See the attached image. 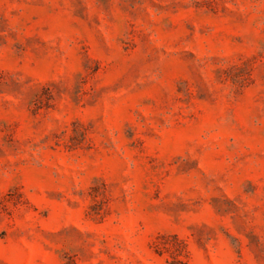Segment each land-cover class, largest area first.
<instances>
[{
    "label": "rangeland",
    "instance_id": "obj_1",
    "mask_svg": "<svg viewBox=\"0 0 264 264\" xmlns=\"http://www.w3.org/2000/svg\"><path fill=\"white\" fill-rule=\"evenodd\" d=\"M0 264H264V0H0Z\"/></svg>",
    "mask_w": 264,
    "mask_h": 264
}]
</instances>
